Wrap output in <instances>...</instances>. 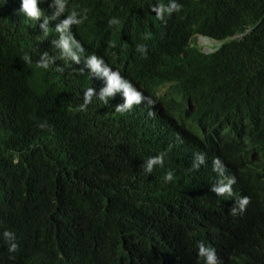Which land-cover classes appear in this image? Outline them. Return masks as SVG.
Here are the masks:
<instances>
[{
  "label": "trees",
  "instance_id": "obj_1",
  "mask_svg": "<svg viewBox=\"0 0 264 264\" xmlns=\"http://www.w3.org/2000/svg\"><path fill=\"white\" fill-rule=\"evenodd\" d=\"M66 2L52 19L54 0H39L34 20L22 0H0V264H205L200 241L222 264H264V0H176L163 21L151 9L171 0ZM73 10L154 105L119 113L122 90L98 99L107 78L59 46ZM193 32L224 43L203 56L186 48ZM233 176L231 196L211 191Z\"/></svg>",
  "mask_w": 264,
  "mask_h": 264
},
{
  "label": "clouds",
  "instance_id": "obj_2",
  "mask_svg": "<svg viewBox=\"0 0 264 264\" xmlns=\"http://www.w3.org/2000/svg\"><path fill=\"white\" fill-rule=\"evenodd\" d=\"M39 0H22L21 11L26 14L27 17L37 20L41 17L42 13L38 9ZM54 13L52 19H57L61 15L65 14L67 9L66 0H54L53 5ZM182 5L177 3L176 0H171L168 6L160 4L153 7L151 10L156 13V18L158 20H164L165 14L171 16L174 12H180L182 10ZM78 13L76 11H71L67 14V18L62 20L61 23L57 26L56 31L59 33H65L70 29L72 25L75 26L74 29L70 32L69 37L65 38L64 35H61L59 46L67 53L71 59L75 62H79V58L87 63V65L92 69L93 72H102L103 76L107 78V87L102 89L98 99L103 101L105 104L108 103V97L112 96L116 91H123L125 103L115 107L116 112L123 113L127 110H130L133 105H139L143 101H146L148 105H154V100L151 97H147L145 94L144 81L138 78L137 76L131 74L125 66V62L118 64L117 55L115 52L110 53L109 56L101 53L100 51V40L95 34L89 33L85 29V24L83 23L84 19H87L85 16L83 19H77ZM48 23L47 19L45 20V25ZM110 25L118 24L119 21L112 19L109 21ZM44 27V26H42ZM47 32V30H46ZM147 38H150V34H146ZM196 37H204L210 39L215 45V49L212 52H205L203 49L198 47L195 44ZM234 37H230L226 40H234ZM225 40V41H226ZM217 41L219 44H216ZM224 43L217 39H213L207 35L201 34L199 32H193L187 41V49H195L203 56H210L214 54L217 49ZM137 50L146 53L147 49L145 45H138ZM74 52L77 53L74 54ZM48 54L44 53L43 57L37 63V67L47 69L50 65L47 59ZM23 60L31 63L30 58L27 54L24 55ZM57 71H62V69H57ZM168 84H165L163 87L159 88V91H164L168 88ZM94 96V89L88 88L84 92L83 104L80 105V111L86 110L87 106L92 102ZM151 115V113H150ZM47 125L40 124V128H45ZM165 153H160L159 155L149 158L145 165V171L151 173L153 167L156 165L163 166ZM197 160L200 164L204 163L205 155L197 154ZM213 170L221 171L223 173L226 169L222 167L221 160L216 158L213 160ZM198 167V166H195ZM164 179L166 181H171L173 179V174L171 171L165 174ZM236 183V178L228 177L227 182L225 183L224 179L218 181L216 185L211 188V191L217 196H231L232 186ZM251 202L250 197L243 196L237 202L236 206L232 207L231 214L236 215L238 213H243L246 210L247 205ZM4 237L7 238L10 242L9 251H16L18 245L14 241L15 236L13 233L5 231ZM198 247V256L205 261V264H222V261L219 260L216 254V250L206 245L203 241H200L197 245Z\"/></svg>",
  "mask_w": 264,
  "mask_h": 264
},
{
  "label": "rangeland",
  "instance_id": "obj_3",
  "mask_svg": "<svg viewBox=\"0 0 264 264\" xmlns=\"http://www.w3.org/2000/svg\"><path fill=\"white\" fill-rule=\"evenodd\" d=\"M215 42L216 44H219L217 41ZM195 44L205 52H212L215 49V45H213V42L210 41V39L204 37H196Z\"/></svg>",
  "mask_w": 264,
  "mask_h": 264
}]
</instances>
